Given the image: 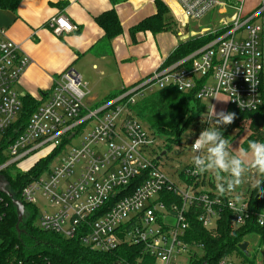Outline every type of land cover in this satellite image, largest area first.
<instances>
[{
    "label": "built area",
    "instance_id": "built-area-1",
    "mask_svg": "<svg viewBox=\"0 0 264 264\" xmlns=\"http://www.w3.org/2000/svg\"><path fill=\"white\" fill-rule=\"evenodd\" d=\"M164 1L173 11L181 37L192 22L200 24L215 12L224 17L216 28H198L186 37H212L203 47L176 63H163L146 79L97 106L88 104L89 91L75 70L60 73L50 95L38 99L41 106L9 146L0 175L12 166L27 173L59 150L49 169L22 191L23 202L38 211L39 229L67 240L79 237L84 247L100 253L138 245L142 251L137 264H195L204 254L200 245L187 240L189 211H199L201 225L214 231L222 212L228 210L233 214L231 227L240 229L249 220L250 194L240 200L227 191L226 196L232 197L225 200L219 194L211 197L208 186L196 187L179 177L172 180L157 158L163 140L131 108L167 88L196 92L206 112L188 138L191 158L184 170L200 182L205 174L209 179L213 173L195 172L193 158L202 153H195L192 143L202 130L216 127L219 98L242 112L257 111L264 104V2L246 16L243 2ZM48 26L57 33L77 30L62 16L52 18ZM30 64L21 46L0 28V141L20 117L22 102L16 88ZM42 151L46 153L32 167L20 165ZM166 192L180 197L182 204L168 202ZM3 203L0 197V221L5 217ZM256 223L264 229V206ZM218 264L248 263L233 254Z\"/></svg>",
    "mask_w": 264,
    "mask_h": 264
},
{
    "label": "trees",
    "instance_id": "trees-1",
    "mask_svg": "<svg viewBox=\"0 0 264 264\" xmlns=\"http://www.w3.org/2000/svg\"><path fill=\"white\" fill-rule=\"evenodd\" d=\"M22 0H0V9L16 11ZM157 14L145 19L136 27L131 29L130 33L135 42V35L138 32L150 31L153 34L164 32H175L176 23L170 15L169 10L159 1L155 2ZM66 4H63L65 6ZM99 26L105 31L103 43L110 45L111 42L123 33V29L117 13L112 10L96 19ZM177 33V31H176ZM212 37H203L200 39L192 38L185 42H180L178 47L164 62V65L176 63L194 51L203 47ZM262 95L264 99V83L262 85ZM124 91V90H123ZM114 93L108 96L103 102L116 98L123 93ZM43 96H48L43 93ZM22 109L18 120L5 132L0 141V165L8 160L7 150L9 146L24 132L28 126L31 117L41 106V102L26 94L21 96ZM134 115L141 121L150 132L163 140V148L157 158L162 161L166 158L164 154L171 153L175 147L188 141L194 129L199 125V119L206 112V105L196 97V92L182 93L175 88H167L140 99L132 108ZM226 112L235 113L234 122L230 125L222 126L220 131L230 130L228 128H237L242 125H248L250 135L244 139L241 144L242 149H247L250 141L264 142V104L257 111L242 112L228 106ZM194 129L188 133L192 128ZM188 134V135H187ZM226 136V133L224 134ZM234 140V139H233ZM232 140V141H233ZM68 141H65V144ZM59 153L53 152L46 159L40 160L30 171L22 173L12 166L5 170L3 176L9 181L10 191L15 200L23 202L22 191L26 185L34 179L42 176L53 163ZM164 154V155H163ZM187 169V166L184 167ZM218 176V175H217ZM179 178L187 184H195L196 187L208 186L211 191L208 193L211 197L219 194L220 197L227 200L226 192L229 191L225 185V190L220 191L217 187L215 175H204L202 182L186 176L183 170ZM206 179V180H205ZM264 180V177H260ZM223 183L220 181V184ZM260 189L264 192V183ZM258 187H253L249 194V220L247 224L240 229H233L231 223L233 214L224 210L218 222V227L214 231L204 229L198 220L199 211L190 210L188 221L190 224L187 240L190 243H196L203 249V258L201 262L195 264H218L221 259L236 254L244 259V263L258 264V257L264 259V229L256 223V215L264 206V194H260ZM4 215L0 221V264H137L141 248L138 245H122L120 248L110 253H100L90 248L84 247L79 237L71 240L64 239L62 236L42 231L37 227L39 214L37 209L23 202L26 208L27 216L19 224L18 213L11 199L3 194ZM168 202L182 204L180 197L173 192H166ZM255 238L258 241L257 248L251 257L250 250L245 254L240 250V245L247 242L249 238ZM264 263V260H262ZM261 262V263H262Z\"/></svg>",
    "mask_w": 264,
    "mask_h": 264
},
{
    "label": "crops",
    "instance_id": "crops-1",
    "mask_svg": "<svg viewBox=\"0 0 264 264\" xmlns=\"http://www.w3.org/2000/svg\"><path fill=\"white\" fill-rule=\"evenodd\" d=\"M156 1L169 10L176 23L172 9L164 0H22L16 11L0 9V28L6 29L9 38L31 59L17 91L36 100L43 93L49 96L58 75L73 69L89 91L88 104L97 106L108 96L146 79L163 65L180 42L187 41L186 37L197 31L189 27L187 32L181 31V37L176 23L177 34L138 32L134 42L131 29L157 14ZM222 1L243 2L246 16L264 2ZM112 10L117 13L123 33L107 45L102 42L105 31L96 19ZM227 15L231 16L232 11ZM59 16L67 18L77 30L57 33L51 29L49 21ZM215 16L217 21L213 24H199L197 28H216L224 16L217 12Z\"/></svg>",
    "mask_w": 264,
    "mask_h": 264
},
{
    "label": "clouds",
    "instance_id": "clouds-1",
    "mask_svg": "<svg viewBox=\"0 0 264 264\" xmlns=\"http://www.w3.org/2000/svg\"><path fill=\"white\" fill-rule=\"evenodd\" d=\"M234 119L235 113L220 111L215 121L217 127L202 130L192 143L193 151L202 153L193 158L195 172L197 174L212 172L216 179L219 174V181H223L218 184L220 191L225 190V185L231 189L239 184L250 169H255L258 176L264 177V142L250 141L247 149L238 151L242 155H234L229 151V143L220 129L222 126L232 124ZM262 183L264 180H257L255 186L260 189ZM260 194H264L261 189Z\"/></svg>",
    "mask_w": 264,
    "mask_h": 264
},
{
    "label": "rangeland",
    "instance_id": "rangeland-1",
    "mask_svg": "<svg viewBox=\"0 0 264 264\" xmlns=\"http://www.w3.org/2000/svg\"><path fill=\"white\" fill-rule=\"evenodd\" d=\"M215 21H217L215 13H212L210 15V17L203 19L200 22V25L201 26H207L211 23L213 24ZM198 25H199L198 23L192 22L190 27L192 29L198 30V28H197ZM173 29L175 31L174 34H177L176 33L177 29L176 28H173ZM188 30H189V27L184 29V31H186V32ZM164 33H166V32H164ZM17 92L19 95L21 94L19 91H17ZM226 107H227V105H226L225 98L221 96L218 100L216 115L220 111H225ZM216 127H217V125H216ZM193 129H194V127L188 133H190ZM228 129H230V130H223V131H221V133L223 136L226 133V136H224V138L229 143V151L234 155L235 154L242 155V153H240L238 151L242 149L241 144L244 141V139H246L250 135V131H249L247 123L242 125L241 127H237V128L232 127V128H228ZM79 140L80 139H77V141H75L74 143H77ZM45 153L46 152H44V151L36 153L35 155H33L29 159H27L26 162L21 163L20 165L22 167H24L25 169H28V168L32 167L39 160V158L42 155H44ZM165 155H166V158H164L162 161H160V163L162 164V168L169 175V177L172 180L177 182V179H178L180 173L184 170V167L189 163L190 158H191V151H190L188 142L183 140V142L181 143L180 146L175 147L171 153H169L168 155H167V153H165ZM210 173H212V172H210ZM213 175H215V174L213 173ZM217 175L218 176H217L216 185L218 187V184H220V181H219L220 177H219V174H217ZM259 177L260 176H258L256 174L255 169H250L244 175V177L242 178V180L239 184H237L233 188L229 189V193L236 196L237 198H239V196H241L239 198L241 200L242 198L247 196L249 191L251 190V188H253L256 185V181L259 180ZM215 178H216V176H215ZM208 188H209V184H208L207 189ZM248 241L250 242L248 250H250L251 257H253V252L257 248L258 241L253 237L249 238ZM263 249H264V247H263ZM258 260L259 261H257V263L262 262V260H264V259L262 258V256H260V257H258Z\"/></svg>",
    "mask_w": 264,
    "mask_h": 264
},
{
    "label": "water",
    "instance_id": "water-1",
    "mask_svg": "<svg viewBox=\"0 0 264 264\" xmlns=\"http://www.w3.org/2000/svg\"><path fill=\"white\" fill-rule=\"evenodd\" d=\"M0 194H3L5 196L9 197L11 199L13 205L17 209V213H18L17 228H18L19 224H21L27 216L26 208H25V205L23 204L22 201L15 200L13 198V194L10 191L9 181L3 175H0ZM248 247H249V243L245 242V243L241 244L239 248L243 253L247 254L248 253Z\"/></svg>",
    "mask_w": 264,
    "mask_h": 264
}]
</instances>
